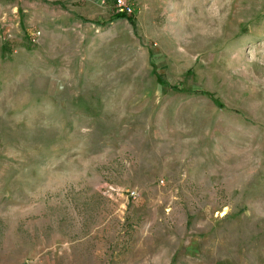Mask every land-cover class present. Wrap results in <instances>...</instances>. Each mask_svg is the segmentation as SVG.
<instances>
[{"label":"rangeland","instance_id":"rangeland-1","mask_svg":"<svg viewBox=\"0 0 264 264\" xmlns=\"http://www.w3.org/2000/svg\"><path fill=\"white\" fill-rule=\"evenodd\" d=\"M125 1L0 0V264H264V0Z\"/></svg>","mask_w":264,"mask_h":264},{"label":"built area","instance_id":"built-area-1","mask_svg":"<svg viewBox=\"0 0 264 264\" xmlns=\"http://www.w3.org/2000/svg\"><path fill=\"white\" fill-rule=\"evenodd\" d=\"M116 11L124 14H132L131 7L126 3L125 0H115ZM134 196V193H131Z\"/></svg>","mask_w":264,"mask_h":264},{"label":"trees","instance_id":"trees-1","mask_svg":"<svg viewBox=\"0 0 264 264\" xmlns=\"http://www.w3.org/2000/svg\"><path fill=\"white\" fill-rule=\"evenodd\" d=\"M117 19H121V20H126L129 23L132 22V17L131 15H127V14H121V13H116L112 16V20H117ZM158 82L159 84H164V81L161 79V77H158Z\"/></svg>","mask_w":264,"mask_h":264},{"label":"crops","instance_id":"crops-1","mask_svg":"<svg viewBox=\"0 0 264 264\" xmlns=\"http://www.w3.org/2000/svg\"><path fill=\"white\" fill-rule=\"evenodd\" d=\"M185 253L189 252V253H195L196 250H198V245L196 244L195 241H193L192 243L187 244V246L185 247ZM197 252V251H196Z\"/></svg>","mask_w":264,"mask_h":264}]
</instances>
